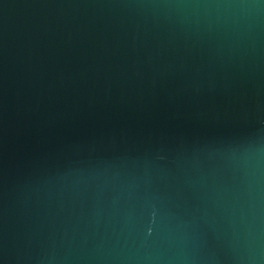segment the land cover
Instances as JSON below:
<instances>
[{"label": "water", "instance_id": "1", "mask_svg": "<svg viewBox=\"0 0 264 264\" xmlns=\"http://www.w3.org/2000/svg\"><path fill=\"white\" fill-rule=\"evenodd\" d=\"M0 264H264V0H0Z\"/></svg>", "mask_w": 264, "mask_h": 264}]
</instances>
